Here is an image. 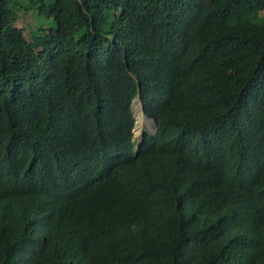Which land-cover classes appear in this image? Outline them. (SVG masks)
I'll use <instances>...</instances> for the list:
<instances>
[{"label": "trees", "instance_id": "trees-1", "mask_svg": "<svg viewBox=\"0 0 264 264\" xmlns=\"http://www.w3.org/2000/svg\"><path fill=\"white\" fill-rule=\"evenodd\" d=\"M0 264H264V0H0Z\"/></svg>", "mask_w": 264, "mask_h": 264}, {"label": "rangeland", "instance_id": "rangeland-1", "mask_svg": "<svg viewBox=\"0 0 264 264\" xmlns=\"http://www.w3.org/2000/svg\"><path fill=\"white\" fill-rule=\"evenodd\" d=\"M16 23L18 26H21V27H24L25 29H28L29 27H32V26L35 27L37 24L47 25L49 23V20L47 18H44V17H39L36 14L32 13L31 10H29L28 12H25L23 17H19ZM132 110L134 112V115L138 116L139 112H140L139 103L134 102L132 104ZM144 121H143L144 127H142V128L140 127V124L138 126H137V124H135L134 132H133V137H134L135 142H137V140H139L141 132L143 129H146V130L148 129V131H150V132L152 130L151 124L148 123L146 120H144Z\"/></svg>", "mask_w": 264, "mask_h": 264}, {"label": "clouds", "instance_id": "clouds-1", "mask_svg": "<svg viewBox=\"0 0 264 264\" xmlns=\"http://www.w3.org/2000/svg\"><path fill=\"white\" fill-rule=\"evenodd\" d=\"M134 102L139 103V105H140V112H139V114L142 115L143 121L146 120V121H147L148 123H150L151 126H152V130H151V132L148 131V129H147V130H146V129H143V130H142L141 135H140V138H139V140H137V142H135L134 137H133L134 127H135V124H137V121H136V120H137V118H136L137 116L134 115V112H133V110H132V104H133ZM130 109H131V111H132V116H133V120H134V121H133V127H132V129H131V131H132V139H133V141H134L133 151L136 152V151L139 149V147H140V145L142 144V142H143V137H144V134H145V133H146V134H149V135H151V136H154V135L156 134L157 124H156L155 119H154L153 117H151V116L146 112V106H145V105L143 104V102L141 101V98H140L139 94H136L135 97L132 98L131 103H130ZM140 127H141V128L144 127V124H143V126H140Z\"/></svg>", "mask_w": 264, "mask_h": 264}, {"label": "bare ground", "instance_id": "bare-ground-1", "mask_svg": "<svg viewBox=\"0 0 264 264\" xmlns=\"http://www.w3.org/2000/svg\"><path fill=\"white\" fill-rule=\"evenodd\" d=\"M137 126L140 124V126H143V124H144V122H143V118H142V115L141 114H139L137 117Z\"/></svg>", "mask_w": 264, "mask_h": 264}]
</instances>
